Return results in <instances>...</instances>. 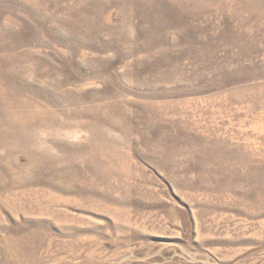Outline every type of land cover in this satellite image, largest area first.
I'll list each match as a JSON object with an SVG mask.
<instances>
[{"label": "rangeland", "instance_id": "374dc122", "mask_svg": "<svg viewBox=\"0 0 264 264\" xmlns=\"http://www.w3.org/2000/svg\"><path fill=\"white\" fill-rule=\"evenodd\" d=\"M0 264H264V0H0Z\"/></svg>", "mask_w": 264, "mask_h": 264}]
</instances>
